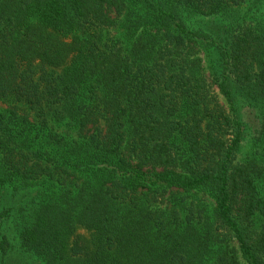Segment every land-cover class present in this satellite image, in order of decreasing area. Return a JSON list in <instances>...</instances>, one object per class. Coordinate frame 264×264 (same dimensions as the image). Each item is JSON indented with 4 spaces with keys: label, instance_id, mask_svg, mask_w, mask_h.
Here are the masks:
<instances>
[{
    "label": "trees",
    "instance_id": "16d2710c",
    "mask_svg": "<svg viewBox=\"0 0 264 264\" xmlns=\"http://www.w3.org/2000/svg\"><path fill=\"white\" fill-rule=\"evenodd\" d=\"M242 7L264 17V0H0V98L37 118L0 111V186L59 189L22 205L23 248L45 264H234L225 230L264 264V24ZM221 14L220 33L188 23ZM240 102L260 114L245 161Z\"/></svg>",
    "mask_w": 264,
    "mask_h": 264
},
{
    "label": "rangeland",
    "instance_id": "374dc122",
    "mask_svg": "<svg viewBox=\"0 0 264 264\" xmlns=\"http://www.w3.org/2000/svg\"><path fill=\"white\" fill-rule=\"evenodd\" d=\"M241 10L243 19L252 26L264 24V17L262 15H251L243 7ZM230 17L222 14L211 17L195 15L189 18L188 23L194 29L213 34L222 32L228 26ZM120 31L117 30L115 33L118 34ZM209 41L207 40V42ZM200 57L204 68L203 73H209L210 67L216 59V52L213 46L206 43L201 49ZM212 86L217 94L218 101L228 110L229 106L223 95L218 92L214 85ZM12 107H14L19 116L26 115L30 120L35 121V123L37 122V118H34L33 111L22 102H15L11 98H0V111ZM238 113L245 127V135L239 146L237 158L240 161H245L254 155V152L257 150L254 136L259 127L260 114L257 109L248 106L244 102H240ZM44 130L47 133L52 130L64 136L66 139H70L71 137L75 138L76 136L74 129H69L66 123L56 124L53 121H48V126ZM40 137H43V131ZM55 184L54 181L49 180L47 177H41L25 187L17 184V189H14L11 183L5 185V187L0 186V242L6 246V254L3 257H1L2 253L0 249V264H45L43 258L38 257L35 253L26 250L20 245V232L24 229L23 226L26 219L29 218L26 216L28 211L25 213L22 205L28 202L31 197L43 198L46 195H55L59 191ZM198 194L201 195V193ZM203 202L209 208L215 205L213 197L209 195L204 197ZM218 240H221L219 242L221 243V250L228 251L234 264H247L239 250L236 239L231 237L228 231H219Z\"/></svg>",
    "mask_w": 264,
    "mask_h": 264
}]
</instances>
